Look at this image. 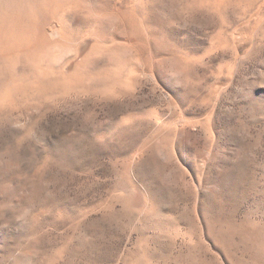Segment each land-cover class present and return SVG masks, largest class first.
I'll list each match as a JSON object with an SVG mask.
<instances>
[{
	"label": "rangeland",
	"instance_id": "obj_1",
	"mask_svg": "<svg viewBox=\"0 0 264 264\" xmlns=\"http://www.w3.org/2000/svg\"><path fill=\"white\" fill-rule=\"evenodd\" d=\"M0 264H264V0H0Z\"/></svg>",
	"mask_w": 264,
	"mask_h": 264
}]
</instances>
